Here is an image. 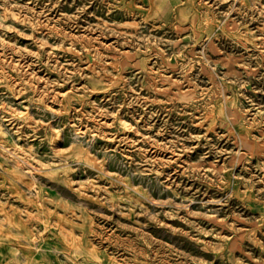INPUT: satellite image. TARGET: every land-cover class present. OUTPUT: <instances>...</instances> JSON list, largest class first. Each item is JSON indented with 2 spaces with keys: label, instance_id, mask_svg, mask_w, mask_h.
<instances>
[{
  "label": "clouds",
  "instance_id": "obj_1",
  "mask_svg": "<svg viewBox=\"0 0 264 264\" xmlns=\"http://www.w3.org/2000/svg\"><path fill=\"white\" fill-rule=\"evenodd\" d=\"M0 264H264V0H0Z\"/></svg>",
  "mask_w": 264,
  "mask_h": 264
}]
</instances>
